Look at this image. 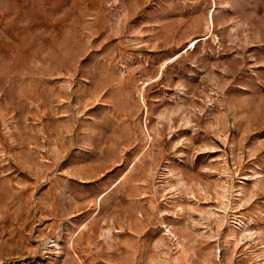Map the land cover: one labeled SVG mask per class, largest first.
Instances as JSON below:
<instances>
[{
  "label": "rangeland",
  "instance_id": "rangeland-1",
  "mask_svg": "<svg viewBox=\"0 0 264 264\" xmlns=\"http://www.w3.org/2000/svg\"><path fill=\"white\" fill-rule=\"evenodd\" d=\"M0 264H264V0H0Z\"/></svg>",
  "mask_w": 264,
  "mask_h": 264
}]
</instances>
